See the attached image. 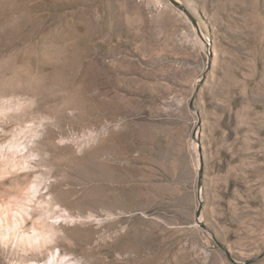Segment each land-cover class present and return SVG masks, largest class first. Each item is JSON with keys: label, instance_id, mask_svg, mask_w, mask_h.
Returning <instances> with one entry per match:
<instances>
[{"label": "rangeland", "instance_id": "obj_1", "mask_svg": "<svg viewBox=\"0 0 264 264\" xmlns=\"http://www.w3.org/2000/svg\"><path fill=\"white\" fill-rule=\"evenodd\" d=\"M180 1L0 0V264H264V0Z\"/></svg>", "mask_w": 264, "mask_h": 264}, {"label": "water", "instance_id": "obj_2", "mask_svg": "<svg viewBox=\"0 0 264 264\" xmlns=\"http://www.w3.org/2000/svg\"><path fill=\"white\" fill-rule=\"evenodd\" d=\"M176 7L182 9L184 12L188 14V16L193 20L194 23H197V20L194 18L192 13L188 10L187 6L183 4L180 0H170Z\"/></svg>", "mask_w": 264, "mask_h": 264}, {"label": "bare ground", "instance_id": "obj_3", "mask_svg": "<svg viewBox=\"0 0 264 264\" xmlns=\"http://www.w3.org/2000/svg\"><path fill=\"white\" fill-rule=\"evenodd\" d=\"M208 45V44H207Z\"/></svg>", "mask_w": 264, "mask_h": 264}]
</instances>
